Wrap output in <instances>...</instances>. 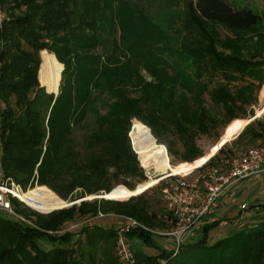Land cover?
I'll return each instance as SVG.
<instances>
[{"label": "trees", "instance_id": "16d2710c", "mask_svg": "<svg viewBox=\"0 0 264 264\" xmlns=\"http://www.w3.org/2000/svg\"><path fill=\"white\" fill-rule=\"evenodd\" d=\"M0 6L8 14L0 26V185L15 182L23 192L48 186L52 203L56 193L71 201L134 189L148 178L131 142L139 122L159 142L172 134L182 151L165 141L169 153L194 162L204 155L200 136L255 114L264 85V13L247 4L0 0ZM219 26L229 33L221 37ZM56 70L58 88L45 82ZM90 119L95 126L77 146L75 128ZM256 122L260 132L250 124L242 134L262 137L264 121ZM142 135L147 129L137 125L133 142ZM225 146L200 169L223 166ZM160 193L163 199L162 187ZM9 200L30 222L0 210V264H93L65 227L100 208L145 226L129 239L157 253L137 257L139 264H264V229L212 240L221 221L205 223L177 254L162 247L154 228L164 223L143 193L127 201L87 199L46 214L11 194Z\"/></svg>", "mask_w": 264, "mask_h": 264}, {"label": "rangeland", "instance_id": "374dc122", "mask_svg": "<svg viewBox=\"0 0 264 264\" xmlns=\"http://www.w3.org/2000/svg\"><path fill=\"white\" fill-rule=\"evenodd\" d=\"M236 1H237L238 5L247 4V5L251 6L254 10H256L260 13H264V0H236ZM1 10L3 11L4 15H8L7 11L5 10V8L3 6L1 7ZM219 32H220L221 37H224L225 34L229 33V30H227L223 26H219ZM40 57H41V53H40ZM52 77H54V82L50 83L52 80ZM57 79H58V72L56 70V71L52 72L45 79V82L47 84H54L57 87L58 86L57 85L58 84ZM206 98L208 99V105H211V101L209 99L208 94L206 95ZM263 102H264V85L262 86L261 91L259 93V103L255 106H253L255 108V113H258L260 111L259 106L261 105V103L263 104ZM3 106L4 105L2 104V107ZM102 110H105V108H102ZM258 119H261L264 121V113H261L260 117ZM238 122H247V124L245 125V128L240 130L239 133L236 134L233 138L227 139L228 142L226 143L225 151L223 153L219 154V160L221 161V164H222L224 162V160L231 158L233 156H236V155H240L241 153H243L247 149L264 143V133H263L262 137H257V138L253 137V132H252L253 130L260 132V125L257 124L256 120L253 121L252 123H250V116H247L246 118L236 119V120H233L227 126H224V125L221 126L219 128L218 132H216V134L214 133L212 136H209V135L200 136L198 139V144L202 148L204 155L202 157L196 159L194 162H184V161H181V159L179 158V155L175 156L173 154H170L169 150H168L167 143L165 141H169L171 143L173 142V146H174L175 150L177 152H181L182 151V145L180 144V141L176 140V138H174V136L169 133L165 137L167 140H165L164 142L163 141L159 142L157 137L153 134L151 128L148 125L144 124L143 122H141V123L139 122L137 125H141V126L145 127L147 129L148 136L142 135L133 142V135H134V133L136 131V127H137V125H136L135 130L132 134L131 142H132V146H134L135 150H136L137 142L141 141V140H145L149 145H151L154 148L161 151L162 155L166 158L169 166L172 169H178L182 166H187V165L193 166V165L197 164L208 153H210L211 151H213L214 149L219 147L220 144L222 142H224V138L226 137L229 130L232 127H234L235 124ZM250 124L253 125V130H250V131L248 130L242 134V132ZM94 126H95L94 120L90 119V120L86 121L85 123H83L82 125L75 128L74 140H75L77 146H79V143L82 141L84 135L88 134L94 128ZM240 134H242L241 137H240ZM129 136H130V132H129ZM138 158H140L141 165L145 168L146 174L148 176L147 180L144 182L138 183L134 189H130L126 186L125 189H119V190H127L129 192H134V191H136L142 187L148 186L149 184H154V182H156L157 178L160 179V176L163 175L162 172L156 170L155 168H150V167H152L151 163L149 164L150 165V167H149L147 165V163L141 159L139 154H138ZM216 163H217V161H216ZM191 171H192L191 174L188 175L187 177H188V179L193 180L200 175V173L202 172V169H200V167H199V168H195L194 170H191ZM176 176L180 177L179 174ZM150 177H155V178L150 180ZM164 183L165 182L163 181L162 184H160V183L154 184L153 186L149 187L146 191L143 192V194H146V196L151 200L152 208L158 212V214L161 216L160 218H161L162 222L164 223V226L155 227L154 228L155 230H166V229L173 228V226L175 225V222L173 220H171V216L166 211L164 201L161 197L160 188L162 187V185ZM242 183L246 185V186H244L246 190L244 192V197L238 198V201H239V203L243 202V201L249 202L250 206L245 211L251 210L257 206H264V175H262L261 178L258 180H251V181H246V182H242ZM122 185L123 184H120V185H118V187H122ZM0 186L5 187V185H2V184ZM43 189L46 190L45 194L41 193V190H43ZM50 189L51 188H49L48 186H39V185L36 186L35 188H31L32 200L37 201V202L39 201V202L50 204L49 210H44V209H41V208L34 206L32 204V202L29 201V199H25V200L28 201V203L30 204V207H32V209H34L35 211H37L39 213H44V214L52 212L56 209H60L64 206L68 205L67 204L68 201L61 198L55 191H54L56 193L55 202L54 203L50 202L49 201V197L51 195ZM237 190H238V193H240L239 188H237ZM28 191H30V189L25 192L27 194V197H29V195L27 193ZM114 191L116 192V190H112L111 192L113 193ZM95 195L96 194L87 195L86 197H88V198L92 197V199H88V201H94ZM138 195H140V194H138ZM138 195H133V196H138ZM4 196L6 199L9 198V194H7V193H5ZM133 196H130L127 199H115V200L127 201L130 198H132ZM19 200H21V199H19ZM21 201H23L25 204H27L26 201H24V200H21ZM256 201L261 202V203L256 204ZM100 213H102L103 216H99ZM262 214H264V212ZM215 215H217V214H215ZM261 219H264V215ZM121 220H122L121 215L115 214L114 212L105 211L103 208H100L97 212L88 213L86 215L76 216L74 218V220L67 222V226L71 225V224H77L76 228H74L72 231L75 234V240H79L78 243H75V248H78L80 251L85 252L86 253L85 255L87 256L88 260L89 261L91 260L90 262H93V264H106L107 262H116V264H126L119 259L118 255L116 253V235H109L106 232V231H112L116 234V229L121 224ZM211 220L213 222L221 221L220 225L213 229L214 233L210 234V236L212 237V240H217L219 238H222L224 236L223 234H226L225 231H228V229L223 230V228H225V226H226V224H228V222L225 221L226 219H223L220 217H218L216 219H211ZM211 220L209 222H211ZM232 220H229V224L235 225V223H234L235 220H233V221ZM245 221H247L246 216L242 217V219L239 222H237L236 225L243 224L238 228L245 227L247 224H249L248 222H245ZM203 225L204 224H201L200 229L195 230L194 236L189 234L186 237V239L187 240H193V239L198 238L202 232ZM84 227H87L86 231H83ZM255 228L256 229H264V220H261V221L258 220V223L255 225ZM154 232L156 234V239H157L158 243H159V241L161 242L162 236H160L156 231H154ZM231 232L234 233V232H236V230L233 229V230H231ZM130 240L133 243V251L135 253L137 261H138L137 257L140 258L146 254H156V251L153 248L145 246L140 240H137L134 238H130ZM163 241L168 242L169 239H163ZM163 243L164 242H161L159 244L162 247L166 248V245H164ZM171 247H172V245L168 246V248H166V249H170Z\"/></svg>", "mask_w": 264, "mask_h": 264}, {"label": "built area", "instance_id": "2783aa9c", "mask_svg": "<svg viewBox=\"0 0 264 264\" xmlns=\"http://www.w3.org/2000/svg\"><path fill=\"white\" fill-rule=\"evenodd\" d=\"M5 17L0 6V26ZM191 172L180 177L163 174L158 181V183L165 182L162 186L163 200L175 225L173 228L156 230V232L163 239H169L168 242L163 240L161 242H164L166 248L172 245L170 249L174 250L175 254L179 252L183 243L188 242L186 237L189 234L195 235V230L200 229L203 218L209 214L214 205L224 197L237 201L239 195L237 188L242 182L258 180L264 175V143L224 160L223 166L202 169L200 175L193 180L187 177ZM2 185L5 187L0 186V210L16 214L19 219L30 222L23 215L17 214L9 198L6 199L4 196L7 193L19 198L17 193L23 191L22 187L15 182L10 186ZM239 206L247 210L250 204L248 201H243ZM99 216L103 214L100 213ZM121 216V224L116 229V253L126 264H139L128 234L134 228L145 226L132 216ZM76 225L71 224L65 228L74 229Z\"/></svg>", "mask_w": 264, "mask_h": 264}, {"label": "bare ground", "instance_id": "6f19581e", "mask_svg": "<svg viewBox=\"0 0 264 264\" xmlns=\"http://www.w3.org/2000/svg\"><path fill=\"white\" fill-rule=\"evenodd\" d=\"M261 113H264V102H263V109H260V111L257 114L260 115ZM246 124H247V122L236 123L235 126L229 130L226 137L224 138V141L225 140L228 141L227 139L233 138L236 134L239 133L240 130L245 128ZM217 149H218V147L216 149H214L213 151H211L210 153H208L204 158H202L197 164H195L193 166L187 165V166H182L178 169H172L169 166L166 158L162 155L160 150L149 145L145 140L138 141L136 144L137 153L140 155L141 159L147 163V165L149 167H150L149 164L151 163L152 167H150V168H155L156 170L162 172L163 174L168 173L170 175H178V174L179 175H185V174L191 172V170H194L195 168L202 166L203 164H205L208 161L209 156L214 154L217 151ZM153 178H155V177H150V180H152ZM158 179L159 178H157V180H156V182H154V184L158 183ZM154 184H149L148 186L142 187V188H140L134 192H129L127 190H119V191H116L112 194H106L105 196L108 198H115V199H127L130 196L143 193L144 191H146L149 187L153 186ZM27 193H28L29 197H27V194L25 192H18L17 195H18L19 199H21V200L29 199V201L32 202V204L38 208H41L44 210H49L50 204L39 202V201L37 202V201L32 200L31 189Z\"/></svg>", "mask_w": 264, "mask_h": 264}, {"label": "crops", "instance_id": "0c3cea01", "mask_svg": "<svg viewBox=\"0 0 264 264\" xmlns=\"http://www.w3.org/2000/svg\"><path fill=\"white\" fill-rule=\"evenodd\" d=\"M244 186H246V185L243 184V183L239 185L240 193L238 195V198L244 197V192L246 190ZM238 203H239L238 199H237V201L234 202L230 198L224 197L216 205H214L212 210L209 212V214H207L203 218V223L202 224L209 223V221L211 219H216L218 217L226 219L225 221H227L228 224H226L225 228H223V230L224 229H228V231H225L226 234H223L224 236H226V235L233 234L231 232V230H233V229L236 230V231H239V229L240 230H246V229L255 228V225L258 223V220L259 221L264 220V219H261L263 217V215H264V214H262L264 212V206H257V207H255V208H253L251 210L245 211V210H242L240 208ZM258 203H261V202H257L256 201V204H258ZM215 214H217V215H215ZM244 216H246V218H247V221H245V222H248L249 224H247L245 227L238 228V227H240L243 224H240V225H236V224ZM232 219L235 220L234 221L235 225H232V224L230 225L229 224V220H232ZM211 222H212V220H211ZM211 233H214V231L212 230ZM162 240H163V238H162ZM193 240H195V239H193ZM188 241H192V240H188ZM159 243H161V242L159 241ZM156 253H157V251H156Z\"/></svg>", "mask_w": 264, "mask_h": 264}, {"label": "water", "instance_id": "95a60500", "mask_svg": "<svg viewBox=\"0 0 264 264\" xmlns=\"http://www.w3.org/2000/svg\"><path fill=\"white\" fill-rule=\"evenodd\" d=\"M42 64V63H41ZM64 69V68H63ZM43 85V84H42ZM43 86H45V85H43ZM47 88V87H46ZM47 91L49 92V93H52V92H54V93H56V94H58V92H59V89L57 90V91H50L48 88H47ZM259 108L260 109H263V104L261 103V105L259 106ZM260 117V115H258L257 113H255L254 115H252V116H250V123H252L253 121H255L256 119H258ZM228 141H224V142H222L221 144H220V146L218 147V149H217V151L214 153V154H212L211 156H209V158H208V161L210 160V158L212 157V156H214L216 153H218L219 152V150L227 143ZM133 149L135 150V147L133 146ZM136 151V150H135ZM137 152V151H136ZM140 159V158H139ZM159 181V180H158ZM114 189V188H113ZM112 189V190H113ZM111 190V191H112ZM110 193V192H109ZM106 194H108L107 192H101V193H99V194H96L95 195V197L94 198H107V199H115V198H108V197H106L105 195ZM141 194V193H140ZM87 199H92V197L91 198H88V197H77V198H75V199H73V200H71V201H68V205H66V206H64V207H69V206H72L73 204H76V203H80L81 201H83V200H87ZM30 206V205H29ZM63 208V207H62Z\"/></svg>", "mask_w": 264, "mask_h": 264}]
</instances>
